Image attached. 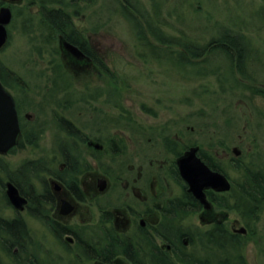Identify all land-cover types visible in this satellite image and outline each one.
Returning <instances> with one entry per match:
<instances>
[{
  "label": "flooded vegetation",
  "instance_id": "af4514ba",
  "mask_svg": "<svg viewBox=\"0 0 264 264\" xmlns=\"http://www.w3.org/2000/svg\"><path fill=\"white\" fill-rule=\"evenodd\" d=\"M158 30L159 33L149 32L152 36L148 37L150 40L146 43L139 37L144 43L141 47L146 48L144 54L151 63L164 72L163 66L168 63L182 73L185 67L174 58L181 54V50L183 51L182 42L177 43L180 49H173L176 39L170 38L168 33L161 29ZM230 35H233V38L245 39L238 34ZM56 39L53 43L56 46H54L56 53L53 56H57L61 64L53 66L54 74L56 71L67 73L64 68L68 71L87 69L84 71L88 74L87 86H92L94 83L92 77L95 74L90 73L91 67L94 68L95 73L100 72L101 75L112 77L106 64L103 43H92L88 38H84V42L77 45L64 39L62 35H58ZM155 41L160 45H153ZM170 41H173V44H170ZM217 41L219 38L214 37L204 46L190 47L188 65L207 67L210 63L208 58L220 57L226 61L228 72L237 69L245 74L247 71H243L241 65L249 63L254 69L264 73V58L248 62L243 49L221 48L216 44ZM66 42L76 47L82 54H74L66 47ZM205 56L204 62L200 61ZM144 61L146 62L145 58ZM7 71L15 75L9 69ZM67 75L66 78V74L62 73L64 79L53 82V85H56L53 86V93L58 91V86H63L65 89L74 88L75 75L70 77L69 74ZM246 76L248 77H244L248 85L245 87L250 91V98L255 96L256 99H262L264 102V80H257L255 75L250 73ZM7 77L11 78L9 74ZM114 82L117 84V81ZM233 82L236 85L237 82L235 80ZM2 84L14 97L20 135L14 148L7 154H0L3 170L0 199L3 200L4 205V209H0V229L10 228L16 234L14 236L11 232H7L8 234L4 232L0 235V264H154L156 260L160 262L168 260L172 264H187V261L189 264L195 261L233 264L235 260L229 256L218 258V251L223 255L229 251L234 252L235 235L251 238L257 234L256 229L260 224L261 215L259 218L251 219L255 227L251 229L234 208L233 188L238 183L231 179L228 170L248 166L242 162L245 157L242 154L243 147L240 145L243 144L240 143V137L238 139L240 144L238 143L236 147L219 143L217 139L210 145L198 143L183 145L182 136L186 133L178 132L172 134L173 136H163V142L155 145L161 149L151 152L152 148H156L154 144L150 145L152 138H149L148 144L145 143L143 136L148 132L160 130L154 127L149 129L138 127L135 130L141 132L134 134V138L130 139L131 154H128L125 144L121 143L122 140L114 139L107 143L101 137H95L96 135L92 137L85 135L84 129L60 124L61 128L58 129L65 135L67 141L61 136L56 137L50 159L41 157L45 154L35 150L30 151L32 155L35 154L33 158L23 159L16 164L14 160L20 154L26 155L27 148L38 146L39 137L36 133H40L41 126L34 122L33 115L29 113L23 115L21 104L12 93V88L18 86H21V91L25 92L24 82L20 84V80H12L8 82L9 86L3 82ZM87 89L84 90L87 92V98L83 97L79 100L71 91L69 97L74 98L73 101H82L85 105H89L88 100L99 99L106 92L102 90L103 88L98 89L93 96L88 92L89 87ZM113 95L116 96L117 92H112L109 96ZM69 97H67L68 101ZM108 101L109 104L113 103L110 97ZM24 104L27 105V101L24 100ZM114 107L118 109L116 101ZM255 113L252 111V115L257 114ZM258 113L261 114V111ZM61 119L67 125L72 123L64 118L59 120ZM91 130L101 135L105 128ZM188 130L194 131L193 128ZM247 130L250 132L247 136L252 135L251 137H256V131L261 134L264 132V128L260 127L247 128ZM161 131L166 133L167 129ZM94 132L92 133L95 134ZM216 134L213 133L214 136ZM251 137L243 139L249 151H252L253 142H257L256 138ZM69 139H72L70 144ZM193 148H198L197 156L202 162L213 172L224 175L231 184V190L228 192L205 189L207 206L189 192V186L182 178L178 164V161ZM236 148L240 152L239 156L235 154ZM170 155L174 156L173 160L168 158ZM247 158L250 159L248 162L251 164L248 167L254 170L264 169V167H255V160L260 163V157L254 159L253 153H248ZM105 162L110 164L109 170ZM248 179V176H244L241 180ZM9 184L14 185L18 191L17 204L8 193ZM177 185L182 189L179 193L174 189ZM7 212L9 215H6ZM234 213L239 216V220L233 218ZM195 214H199V220L204 227L210 228L198 240L201 251L204 245V252L207 253L204 259H199L195 253H189L195 240L183 225L186 218ZM30 220L39 225L37 235L31 230ZM242 227L247 230L244 235L238 232ZM220 230L228 238L224 244L218 240L207 239V234L214 232L211 236L214 234L218 236ZM250 242L255 241L251 239ZM191 256L195 261H191ZM246 263L248 264L247 260Z\"/></svg>",
  "mask_w": 264,
  "mask_h": 264
},
{
  "label": "rangeland",
  "instance_id": "374dc122",
  "mask_svg": "<svg viewBox=\"0 0 264 264\" xmlns=\"http://www.w3.org/2000/svg\"><path fill=\"white\" fill-rule=\"evenodd\" d=\"M71 1L26 0L12 10L13 22L8 27L9 42L0 52V60L4 67L16 75L20 84L24 82L25 92L21 91V86L12 88V93L21 104L23 115L27 113L33 115L34 122L41 126L40 133H36L39 137L38 146L27 148V154L24 156L20 154L14 163L34 156L35 154L32 155L30 151L35 150L45 154L41 157L50 159L56 137L61 136L67 141L65 135L58 129L61 128L59 119L64 118L74 123L77 128L84 129L83 132L89 137L96 135L95 137H101L107 143L114 139L122 140L121 143L125 144L128 154H131L130 139L134 138V134L141 132L135 130L138 127L143 129L154 127L160 130L148 132L143 136L145 143L148 144L149 138H152L150 145L154 144L153 146L162 143L163 136H173L172 134L178 132L186 133L182 136L183 145L192 143L210 145L217 139L219 143L236 147L240 137V143L243 144L240 146L243 147L242 154L245 157L242 162L251 166L247 157L248 153H253L254 159L260 157L261 160L260 163L255 160V167H264V132L261 134L256 131V137L247 136L250 133L247 128H264V102L255 96L250 98V91L245 87L248 85L245 78L248 77L247 74H253L257 80L262 81L264 73L258 69L257 71L249 63L241 65V69L247 71L245 74L237 69L228 72L226 61L220 57L208 58L210 63L209 66H204L205 68L188 65L190 47L204 46L214 37L227 41L233 37L230 34L245 37L236 38L235 42L241 45L240 48L246 54L248 62L263 60L264 0H130L139 11L137 13L133 7L135 16L132 11L125 10V7L119 4L124 0H94L90 6L81 5L80 17L75 18L76 27L85 39L88 38L96 44L103 43L106 64L112 77L101 75L100 72L95 73L91 67L90 73L95 74L92 77L94 79H91L94 83L91 82L92 86H87L88 74L84 72L87 69L68 71L64 68L67 73L63 71L62 73L66 74V78L67 74L69 77L75 75V86L68 89L58 86V91L53 93L52 88L56 85H53L55 74L52 69L53 66L61 64V61L57 56H53L52 47L55 44L47 47L43 43L45 41L43 35L46 33L41 29L40 10L43 5L57 8L59 3L69 5ZM122 8L130 16L132 14L135 21L144 28L145 43L150 40L148 37L151 35L149 28L147 29L144 24L148 21L145 18L150 19L156 28L168 33L170 38L176 39L173 49H180L177 43L182 42L183 51L181 50V54L174 58L185 67V71L181 73L174 66L164 64L162 61L164 72L151 63L144 54L146 48L141 47L144 43L140 41L134 23L123 14ZM153 45L160 44L155 41ZM201 59L198 60L204 62L206 56ZM234 80L237 82L236 85L233 84ZM114 81H117V84ZM88 87L90 89L88 92L93 96L98 89L103 88L102 90L106 92L99 99L88 100L89 105L82 101H73L74 98L69 97L72 92L79 100L87 98L85 91ZM112 92H117V95L109 96ZM66 96L69 97V101ZM109 97L113 99V103L110 102L112 104L107 103ZM23 99L27 101V105ZM115 101L118 109L114 107ZM252 111L257 114L252 115ZM260 111L261 114L258 113ZM92 128H105L101 133L104 136L95 133ZM164 128L167 129L166 133L161 131ZM190 128L194 131L188 130ZM215 132L217 134L214 136ZM248 137L256 138L257 141L253 142L252 151L248 150L249 147L243 141ZM71 141L72 139H69V144ZM155 147L150 151L156 152L161 149ZM179 150L182 151L181 147ZM168 158L173 160L174 156L170 155ZM129 161H132L131 157ZM104 164L109 170L110 164L108 162ZM228 172L234 182L242 181L240 170L233 169ZM174 189L178 193L182 190L178 185L174 186ZM1 208L4 209L2 199ZM233 218L239 220L235 213ZM183 225L195 240L189 253H195L196 257L204 259L207 253L204 252V245L201 251L198 240L210 228L204 227L199 220V214L186 218ZM30 226L37 235L39 225L30 220ZM256 231L257 234L248 239L247 245L243 244L234 252L229 251L225 255L218 251V258L229 256L235 260L237 256L243 254L248 264H264V212ZM251 239L255 242L251 243Z\"/></svg>",
  "mask_w": 264,
  "mask_h": 264
},
{
  "label": "trees",
  "instance_id": "16d2710c",
  "mask_svg": "<svg viewBox=\"0 0 264 264\" xmlns=\"http://www.w3.org/2000/svg\"><path fill=\"white\" fill-rule=\"evenodd\" d=\"M94 0H72L69 5H63L62 3H59L57 8H50V7H46L45 5L41 6V10H40V25H41V29H43V32L46 33V35H43L44 38V42L47 47L48 46H53L52 43H54L57 39L56 37L58 35H62L64 37V39L69 40V42L73 43V44H82L84 42V38L81 35L80 31L78 30V28L76 27V23H75V18L80 17L81 14V10L82 8L81 5H91V3H93ZM119 4L123 7H125V10H129L132 11V14L135 16L134 14V8L135 7L130 0H124L122 1V4L119 2ZM5 4L0 0V9L1 7H3ZM17 4H13L11 5V9L15 10ZM71 9V11H70ZM81 9V10H80ZM136 9V7H135ZM123 10V14L129 19V21L131 23H134L136 29H137V34H139V37L141 38V40L145 41L144 38V28L142 27V25H140L138 23V21H135L136 19L131 16L124 10V8H122ZM137 13L139 12L136 9ZM144 16V15H143ZM147 17V16H146ZM145 20H148L146 23H144L147 26V29L149 28V32L150 31H154L155 33H159L158 29H155V27L152 25V23L149 21V19L145 18ZM141 21V20H140ZM26 22H24L25 25ZM232 39L229 40H219L216 42V44H219V47H224L227 49H241V45L238 43H236L235 41L236 38L231 37ZM238 39V38H237ZM54 41V42H53ZM170 44H173V41H170ZM84 47V45H83ZM54 51V54L56 53V48L54 49V47H52V52ZM241 53V51H240ZM8 69L6 67H4V65L2 64V61L0 60V79L2 80V82L4 84L8 85V82L12 81V80H19L15 75H13L11 72L7 71ZM57 70V68H56ZM7 74H9L11 76V78L7 77ZM64 79V77H62V73L60 71H56L55 72V82L56 80H61ZM66 79V78H65ZM52 88V92H53ZM126 112V109H124ZM63 120L61 119L59 122L61 124V126H65V127H70V128H75L76 126L71 123L70 125H67L65 123L62 122ZM2 162L0 160V187H1V181L3 179H1V176L3 174V170H2ZM237 170H240L242 173V177L244 178V176H248L249 179L248 180H242L241 182H239L237 185L234 186L233 191L235 192V197H234V208L235 210H238L240 216H242L246 222V224L252 229L255 228L253 222L251 221V219L253 220V218H259L261 213L264 212V169H259V170H254L252 167H248V166H239L236 168ZM1 190V189H0ZM8 234L7 232H11V234H13L14 236L15 231H13L10 228H4V229H0V235H2L3 233ZM214 232H211L209 234H207V239L209 241L212 240H218L221 242V244H224L225 241L228 239L227 235L223 232H221V230L218 232V236H216L215 234L213 236H211V234ZM251 236V235H250ZM249 239V236H234V250L237 247L242 246L243 244H247ZM243 243V244H242ZM191 261H195L193 256ZM163 262V263H162ZM162 262L160 261H155L154 264H172L171 261L168 260H163ZM189 261H187V264ZM193 264H211L210 262H201L198 263L195 261V263ZM219 264V263H218ZM220 264H222L220 262ZM233 264H247L246 263V259L243 257L242 254H240L239 256H237L235 258V261Z\"/></svg>",
  "mask_w": 264,
  "mask_h": 264
},
{
  "label": "water",
  "instance_id": "95a60500",
  "mask_svg": "<svg viewBox=\"0 0 264 264\" xmlns=\"http://www.w3.org/2000/svg\"><path fill=\"white\" fill-rule=\"evenodd\" d=\"M5 5L0 9V52L4 50L9 42L8 27L13 21V11L11 5L20 4L25 0H1ZM68 49L74 54L82 52L71 44L65 43ZM20 135V125L18 112L14 97L6 90L0 80V154H7L17 145ZM198 148L191 149L186 156L178 161L181 176L189 186L191 192L196 199L207 206L205 189H213L220 192H228L231 190V184L226 177L220 173L213 172L200 158L197 156ZM236 156L240 152L235 149ZM8 193L14 203L18 201V191L12 184L8 185ZM15 197H17L15 199ZM15 199V200H14ZM240 234H246V228L242 227L238 231Z\"/></svg>",
  "mask_w": 264,
  "mask_h": 264
},
{
  "label": "bare ground",
  "instance_id": "6f19581e",
  "mask_svg": "<svg viewBox=\"0 0 264 264\" xmlns=\"http://www.w3.org/2000/svg\"><path fill=\"white\" fill-rule=\"evenodd\" d=\"M62 40H64V39H62ZM65 41V40H64Z\"/></svg>",
  "mask_w": 264,
  "mask_h": 264
}]
</instances>
